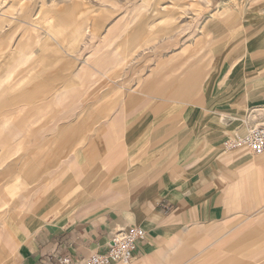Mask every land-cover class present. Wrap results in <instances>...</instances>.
Instances as JSON below:
<instances>
[{
  "label": "crops",
  "instance_id": "1",
  "mask_svg": "<svg viewBox=\"0 0 264 264\" xmlns=\"http://www.w3.org/2000/svg\"><path fill=\"white\" fill-rule=\"evenodd\" d=\"M234 20L217 27L226 36L200 41L202 52L179 44L136 55L127 41L126 53L88 61L83 41H0V264L104 254L131 226L147 232L134 264H177L166 258L191 252L194 225L249 213L245 175L263 179L264 165L242 164L241 150L221 155V144L262 118L264 10ZM19 188L30 193L9 201L7 190ZM42 191L47 201L33 213H7L8 205H34ZM52 205L75 209L52 215ZM255 228L244 240L258 236Z\"/></svg>",
  "mask_w": 264,
  "mask_h": 264
},
{
  "label": "rangeland",
  "instance_id": "2",
  "mask_svg": "<svg viewBox=\"0 0 264 264\" xmlns=\"http://www.w3.org/2000/svg\"><path fill=\"white\" fill-rule=\"evenodd\" d=\"M144 1L0 0V41H83L82 55L89 58L88 61L94 59L96 54H107L112 50L126 53L127 41H135L136 55L156 52L159 47V50L164 48L166 52H171L179 48V44H182L183 53L200 52L203 44L200 41H212L214 35L218 37V34L226 36L228 30L217 28L222 23L235 19L243 24L249 12L261 13L264 10V0H231L222 6L213 4L212 0H146L147 5ZM235 7L239 10L237 14H232L230 8L234 11ZM263 28L264 25L258 27L260 41L264 38ZM49 30L57 33L56 39L49 40ZM101 41L102 45H97ZM146 41L151 43L144 44ZM159 43L161 46H158ZM247 134H234L233 139ZM234 151H229L226 143L221 144V155L228 156ZM241 151L242 164L264 165V155H254L247 149ZM244 181L247 188L242 191V195L250 206L249 213L239 216L234 214L224 221L197 223L191 232L196 243L188 245L192 246L191 252L178 259L176 251L168 255V261L203 264L208 258L225 254L230 258L226 264H232L233 258L245 264H264L261 262L264 259V190H260L264 178L253 172L246 174ZM79 192L70 191L66 196L74 198ZM23 193L28 194L30 191L24 188L7 190V198L12 202L22 201ZM38 198H35L34 205H8L6 211L16 214L20 220L21 216H27L40 208V202L47 201L46 191H42ZM53 201L59 203L63 199L56 197ZM52 206L54 210L51 214L54 212V215L75 209L70 205ZM173 212L171 210L170 214ZM254 228L258 236L250 241L244 240V233ZM9 238L12 241L8 235ZM178 241L176 239L175 242ZM187 242L183 240L182 245ZM145 264L153 263L146 261Z\"/></svg>",
  "mask_w": 264,
  "mask_h": 264
},
{
  "label": "built area",
  "instance_id": "3",
  "mask_svg": "<svg viewBox=\"0 0 264 264\" xmlns=\"http://www.w3.org/2000/svg\"><path fill=\"white\" fill-rule=\"evenodd\" d=\"M261 121L252 127L245 137L228 140L229 151L247 149L254 155H264V106L260 108ZM147 232L140 226H131L114 234L108 252L95 253L88 258L74 260L59 259V264H134L135 252L141 241L146 239Z\"/></svg>",
  "mask_w": 264,
  "mask_h": 264
},
{
  "label": "bare ground",
  "instance_id": "4",
  "mask_svg": "<svg viewBox=\"0 0 264 264\" xmlns=\"http://www.w3.org/2000/svg\"><path fill=\"white\" fill-rule=\"evenodd\" d=\"M145 5H147V1L145 0L143 2ZM142 8V7H141ZM49 39H56L57 38V33H55L53 30L48 31Z\"/></svg>",
  "mask_w": 264,
  "mask_h": 264
}]
</instances>
